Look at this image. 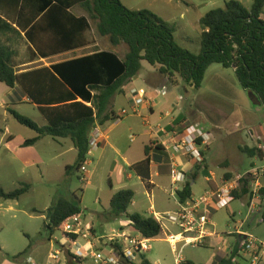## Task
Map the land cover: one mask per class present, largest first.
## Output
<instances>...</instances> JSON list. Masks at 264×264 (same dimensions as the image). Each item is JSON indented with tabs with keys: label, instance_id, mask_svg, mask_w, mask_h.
<instances>
[{
	"label": "rangeland",
	"instance_id": "1",
	"mask_svg": "<svg viewBox=\"0 0 264 264\" xmlns=\"http://www.w3.org/2000/svg\"><path fill=\"white\" fill-rule=\"evenodd\" d=\"M228 1L231 0H121L129 9L151 11L176 26L175 41L193 54H199L201 51L200 19L211 10L224 9ZM237 1L247 9H251L253 4L252 0ZM82 12L84 11L79 7L74 10L77 15ZM92 26L91 37L95 36L98 49L114 51L122 59L128 55L129 49L125 44L114 47L107 38L99 36L95 21H92ZM93 50L89 49L87 53ZM71 57L73 59L75 55H66L64 59ZM21 59L30 61L28 68L35 69L60 62L63 58L36 59L31 62L33 57L27 53L23 54ZM156 69L142 61L140 78L134 81L135 86L148 89L152 75H161ZM163 79L166 89L163 92L164 86L159 87L158 92L163 95L161 98L172 103L179 102L180 106L186 109L183 114L190 121L193 119L192 114L200 121V124L195 121L192 125H199L212 137L210 145L206 147L207 152L205 151L208 154L209 169L205 171V163L198 169L199 177L194 187L196 198H201L205 190L210 188L206 181L210 172L214 173L220 183L224 180H236L251 170L253 163L259 167L263 165L259 157L243 153L242 146H253L251 137L260 135L264 138V105L261 101H254L250 94L242 89L233 69L212 64L207 70L203 86L199 89L191 88L179 76L176 77L175 83L165 76ZM9 91L10 88L0 83V188L5 192H12L23 184H28L30 189L19 200L0 202L4 205L0 206V246L4 248V251H0V264L3 262V256L16 264H27L25 261L29 257H32L36 264H70L73 261L67 252L60 256L59 262L48 259L51 250L62 249L67 243L64 233L60 230H57L52 241L48 242L50 236L46 230L47 216L43 217L38 212L50 207L60 198L81 201L79 205L83 210V221L87 226L93 227L97 238L105 233L130 230L127 216L104 220L109 211L108 198L112 190L131 189L135 192V204L129 207L128 214H149L147 211L152 204L158 212L166 206L170 209L176 207L173 199L161 204V197L166 196L157 188L152 192V198L146 184L122 160L129 151L136 154L133 158L139 156L145 141L143 133L150 132V127L158 126L159 123L166 125L165 120L158 121L163 116L158 110L149 123L141 117V110L134 114L126 98L129 88L124 94L117 95L115 104L117 110L125 109L129 112L128 115L119 121H110L107 126V131H113L110 132V143L115 144L117 139V147L122 154L117 155L111 146L108 151L111 153V159L122 168V172L112 173L110 164L95 168L86 163V173L82 169H74L71 175L67 173V167L75 165L78 152L69 138L54 141L50 137H44L35 145L24 147L25 142L35 138L37 134L17 122L3 107L10 99ZM11 108L40 126L47 125L41 113L31 104L20 103ZM178 113L177 110L176 114ZM187 126L178 133L183 134ZM92 153L96 163L97 154L94 151ZM154 181L158 185L161 182L157 177ZM160 194L162 196L159 197ZM261 206H264V201H261ZM106 209L108 211L104 212ZM212 223L214 225H209L207 230L214 232V235L205 240L204 245L188 246L182 252L190 264H214L219 261L222 252L232 255L239 251L240 242L236 230L240 226L243 231L254 235L259 241H264L262 214L251 211L248 199L233 201L227 209L215 212ZM169 229L173 233L180 232L175 226L170 225ZM145 257L152 264H175L172 248L164 233L151 241V251ZM237 258L245 262L243 253L237 255ZM81 264L93 262L87 259ZM260 264H264L263 257Z\"/></svg>",
	"mask_w": 264,
	"mask_h": 264
},
{
	"label": "trees",
	"instance_id": "2",
	"mask_svg": "<svg viewBox=\"0 0 264 264\" xmlns=\"http://www.w3.org/2000/svg\"><path fill=\"white\" fill-rule=\"evenodd\" d=\"M252 2L251 9H247L239 1L231 0L225 3L224 9H214L203 16L199 21L201 51L193 54L175 41L176 26L151 11L129 9L121 0H0V33L24 32L31 44V62L85 47L84 36L92 29V21L96 23L97 33L114 47L125 44L129 49L125 60L114 51L95 50L79 58L43 66L30 71L26 88L12 64L14 53L0 48V83L10 89L21 85L48 122L47 126H40L8 109L17 122L37 134L25 142L24 147L33 146L44 137L69 138L78 155L75 165L67 167V173L71 175L74 169L81 170L88 161L91 131L97 125L119 120L113 109L114 98L124 94V87L140 74L142 61L157 68L159 74L172 83L179 76L194 89L203 86L212 64L234 69L242 89L253 93L264 105V0ZM78 7L84 11V16L73 13ZM150 151L151 148L146 147L144 160L133 165L147 187L151 179ZM242 152L264 159L258 147H245ZM198 169L196 166L192 173L193 181L186 182L178 191L181 203L193 199L192 182L197 181ZM246 183L243 181L240 189L233 193L234 201L248 199L250 202ZM29 189L28 184L12 192L0 188V199L19 200ZM134 199L135 192L131 189L115 193L107 218L127 216L130 227L148 239H156L162 227L154 218L138 212L127 213ZM79 202L60 198L45 212L50 238L67 218L83 213ZM260 208L264 222V206ZM237 254L239 251L215 264H238ZM67 255L73 259L70 264L82 263ZM140 264L152 263L144 257Z\"/></svg>",
	"mask_w": 264,
	"mask_h": 264
},
{
	"label": "built area",
	"instance_id": "3",
	"mask_svg": "<svg viewBox=\"0 0 264 264\" xmlns=\"http://www.w3.org/2000/svg\"><path fill=\"white\" fill-rule=\"evenodd\" d=\"M165 87L163 92H165ZM160 93V92H159ZM130 95L134 109L137 114L139 106L148 103L145 89L133 87ZM127 110L117 113L120 119L128 115ZM95 129L89 136L90 153L99 149L103 136ZM134 137L131 138L133 141ZM262 143L258 145L259 150L264 153V141L258 137ZM211 142L209 133L204 132L199 125L187 126L183 134L177 137L170 145V151L174 156H185L197 166L204 164V152ZM171 196L179 204L177 209L170 212H158L151 208L149 216L154 218L162 227V234L166 236V241L172 248L175 264H189L182 252L185 247L193 245H204V241L214 235L208 226L212 223L213 214L217 211L227 209L234 201L233 193L240 189L243 181H247V188L250 194L249 208L251 211L261 212L260 201L262 190L264 189V163L261 167L254 166L251 170L239 176L236 180H224L211 190L209 189L199 199H192L189 202L181 203L178 198V187L190 181L186 172L179 170L175 162L171 165ZM82 171L87 172L86 167ZM212 175L211 181H214ZM87 179V175L85 177ZM152 183L149 182V185ZM170 225L178 227L179 233L170 231ZM129 231L121 230L119 233H105L97 238L91 225H86L83 221V214L67 218L60 231L65 235L66 245L62 249L51 250L48 255L50 261L59 262L60 256L67 252L81 262L90 259L93 264H140L145 255L151 251V241L140 234L137 230L129 227ZM236 235L240 239V250L238 256L243 253L244 264H260L264 243L259 241L254 235L243 231L241 226L236 230ZM27 264H36L33 258L26 260Z\"/></svg>",
	"mask_w": 264,
	"mask_h": 264
},
{
	"label": "crops",
	"instance_id": "4",
	"mask_svg": "<svg viewBox=\"0 0 264 264\" xmlns=\"http://www.w3.org/2000/svg\"><path fill=\"white\" fill-rule=\"evenodd\" d=\"M75 15L78 16V17H82V16L85 15V13L82 12L80 15H77V14H75ZM263 19H264V16H263ZM91 30L93 31V26H92ZM91 30L88 31L86 33V35L84 36V39H85V41L87 43V45L85 47L77 49L76 51H67V52H64V53H62V54H60L58 56H55V57H61L63 59L60 60V61H65V60L72 59V57L64 59V57H66V55L67 56L71 55V54L75 55V57L73 58V59H75V58L82 57V56H84L86 54H90V53H92L95 50L96 51L97 50L105 51L103 49H98L99 48L98 42H97L95 36L91 37V33H90ZM0 48L1 49L8 48L14 53V58L12 60V64L15 67V69L17 71V74L20 76L22 82L25 81L24 83L26 84V88H28L29 82H30V71L39 69V68H41L43 66H40V67L35 68V69H30V68H28V67H30V61L29 62H25L24 59H21L23 54L30 53V48H31V44L25 38V33L21 32L20 30L19 31H12L10 33H0ZM89 49H94V50L87 53V51ZM125 58L124 59L121 58V59L125 60ZM50 59H52V58H50ZM40 60H43V59H40ZM233 71L235 72L234 69H233ZM156 73H158V72L156 71ZM24 78H26V79L24 80ZM139 78H140V74L138 75L137 78H134L132 82H130L128 85H126L124 87V91L127 88H129V94L126 96V98H127V101L129 103L130 107H132L131 110L134 109V106H133L132 98H131V95H130V89L133 88V87H136L135 86L136 84H135L134 81L138 80ZM149 84H150L149 85L150 87L148 89H145L146 93H147L148 103L146 105H144V106H142V105L139 106V108L137 109V111H138L137 113H139V110H141V113H142V114H140L141 117L144 118V120L147 121V123H149L150 120L153 118V116L157 113V110H158V112L161 115H163L162 117H160V119H158V121L162 122L163 120H165L166 125H163V124L159 123L158 126H155L153 128L150 127V132L147 131V133H143V137L145 138V141L143 142L142 148L139 151V156L136 157V158H133V156H135L136 154L132 153V151H129L125 156L122 157V160L124 161V164L127 167H129V169L131 171L136 173V171L133 169V165L144 160V158L146 156V153H145L146 147H150L151 148V151H150V154H151V157H150L151 158V166H150L151 179L149 180V182L152 183L151 184L152 186L149 185L147 187L150 190V193H151L150 196H152V198H153L152 192L157 188L158 190L163 192V195L166 196V198L165 197H161V199H160V203L161 204L163 203V201L167 202V201H171V199H173L175 201V203H176V207L174 209H170L167 206H166V208L163 207V210L161 212L165 213V212H170V211L176 210L178 205H179L177 203V201L170 194L171 193V189L173 187V185L171 183V181H172V179H171V173H172L171 172L172 171L171 165H172V163L175 162V164L178 167L181 168L180 170L186 172L188 177H189V179H190V181H193L192 180V173H193L195 167L197 166L192 161L188 160V158L185 157V156H174L173 153L170 151V145L172 144L173 140L177 137V134H179L178 132L180 130H182L184 128V126H186V125L191 126L192 124H195V121H197L196 123L200 124V121L198 120V118H196V116L194 114H192L193 119L190 121L188 119V117L183 114V111L186 110V109L182 108L180 106L179 102L175 101V102L172 103L169 100L167 101V100H164V99L161 98L163 95L158 92V89H159L160 86H164V87L166 86L165 85V79H163L162 75H160V77H159V75L154 73L152 75V80L149 82ZM140 88H142V87H140ZM142 89H144V88H142ZM9 96H10L9 101L5 105H3V107L7 111H8L9 108L14 107L16 105H19L20 103L31 104L34 107H36L37 110L39 111L38 105L32 103L29 100V98L25 94V92H24V90H23L21 85H18L14 89H10ZM116 102H117V95L114 98V103H113V106H114L113 109H114V111L116 113H119L121 110H125V109L117 110L116 107H115ZM177 110L179 111L178 114H176ZM44 119L46 120V118H44ZM109 123L110 122H107L104 126L97 125L96 129L100 130L99 132L103 136L102 143H101L99 149L94 151L97 154L96 163L94 161L95 157H93V153L91 152L88 155L87 164L93 165V166H95V168L96 167H102V166H108L110 164V167H112V169H111L112 173H115V172H120L121 173L122 172V168H120V166L117 165L115 160L111 159V157H110L111 153H110V151H108V147L111 146V149H114V151L117 153V155L122 154L120 149L117 147V144H118L117 139H115V142H114L115 144H111L110 143V132H113V131H107V126L109 125ZM46 124L48 125L47 121H46ZM258 137L261 138L260 135L257 136V137H251V140L253 142V146H249L247 144H244L242 146V148H245V147H249V148L258 147V145L260 143H262V142H260L258 140ZM65 139H68V138H65ZM211 140H212V137H211ZM262 140L264 141V138H262ZM72 145H73V143H72ZM206 152H205V158H204V163H205L204 166L207 169H205V171H207L209 169V164L207 162L208 154ZM260 161L262 163H264V159H262ZM254 166H256V164L253 163L252 167H254ZM203 170H201V171H203ZM212 175H214V173L210 172L209 173L210 177L207 176V178H206V181H207V183L209 184V187H210V188H208V190L209 189L213 190L216 187V185H219L221 183V182L218 183L217 178H216L215 175H214L215 176L214 177L215 180L211 181ZM156 177L158 179H160V181H161L159 185L154 181V179ZM129 178H131V175L129 176ZM195 184H196V182H192L193 199H198V198H196L195 191H194ZM184 185L185 184H181L178 187L180 189H182ZM119 191H121V190H118V191L112 190V194L108 198L109 204L111 203V200H112L114 194L119 192ZM205 192H206V190H205ZM146 195L148 196L149 194H147V192H146ZM160 196H162V195L160 194L159 197ZM1 200H3V199H0V202H1ZM6 201H8V200H6ZM261 201H260V207H261ZM6 204L7 203H5V206H7ZM133 204H135V201L131 205H133ZM0 206L3 207L4 205L0 204ZM49 208L50 207L43 208L42 210H39L38 212L41 213L42 216L44 217V216H46L45 212ZM150 208H154V205L152 204ZM150 208H149L148 211L151 210ZM107 211H108V209L104 210V212H107ZM148 211H147V213H149ZM141 215H144V214H141ZM144 216H149V214H145ZM112 219H114V218H107V216H106V218L104 220L107 221V220H112ZM262 222H263V220H262ZM128 223H129V221H128ZM47 225H48V220H47ZM244 232H246V231H244ZM246 233H249V232H246ZM52 238L49 237L48 238V242H51ZM238 239H239V237H238ZM260 241L262 243H264V241H262V240H260ZM239 242H240V239H239ZM52 247H53V245H52ZM0 251H4V248L1 247V246H0ZM8 255L10 256V254H8ZM230 256L231 255H227L225 252H222L220 254V259L219 260H221L223 258H228ZM262 257L264 259V250H263ZM3 258L4 259H3V262L1 264H16L14 262L9 261L4 256H3ZM30 258H32V257H30ZM235 261H237L238 264H244L245 263L243 261H239V258H236ZM215 263H217V262H215Z\"/></svg>",
	"mask_w": 264,
	"mask_h": 264
},
{
	"label": "water",
	"instance_id": "5",
	"mask_svg": "<svg viewBox=\"0 0 264 264\" xmlns=\"http://www.w3.org/2000/svg\"><path fill=\"white\" fill-rule=\"evenodd\" d=\"M138 76H136L135 78H137ZM250 96L254 99V101H256L257 103H259V99H257V97L253 94V93H249Z\"/></svg>",
	"mask_w": 264,
	"mask_h": 264
}]
</instances>
